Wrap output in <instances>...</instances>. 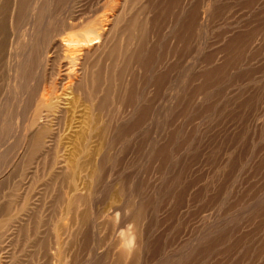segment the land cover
Wrapping results in <instances>:
<instances>
[{"label":"rangeland","instance_id":"374dc122","mask_svg":"<svg viewBox=\"0 0 264 264\" xmlns=\"http://www.w3.org/2000/svg\"><path fill=\"white\" fill-rule=\"evenodd\" d=\"M263 147L264 0H0V264H264Z\"/></svg>","mask_w":264,"mask_h":264},{"label":"bare ground","instance_id":"6f19581e","mask_svg":"<svg viewBox=\"0 0 264 264\" xmlns=\"http://www.w3.org/2000/svg\"><path fill=\"white\" fill-rule=\"evenodd\" d=\"M16 4V3H15ZM110 20V19H109ZM109 20H107V21H109ZM69 25L71 26V27H76V26H78V24L76 23V22H70L69 23ZM92 26H90L89 28H87L88 30H86V31H84V32H82V33H80V34H78V36L79 37H75V38H73V36H72V38L70 37V39L68 38V39H65V40H63V41H60L61 43V45L63 44V46L65 47V49H64V47H63V54H60V55H63V57H65V58H71V54H69V55H67V53H65V52H67V51H70L71 52V50L72 49H75V48H78V47H81L83 44H88V46H92V45H94V49H97V48H99V47H101V46H104L105 45V36H106V28H104L103 27V24H102V22L100 21V20H96L95 22H94V24H91ZM71 27H69L70 29H71ZM110 28V27H109ZM108 31V30H107ZM6 40V39H5ZM10 43V42H9ZM69 53V52H68ZM59 55V56H60ZM63 57H61L62 58V60H63ZM68 58V59H69ZM58 59H60V58H58ZM73 59H75V58H73ZM61 60V59H60ZM69 61V60H68ZM67 61V62H68ZM87 64H89V62L86 60L85 61ZM69 64V63H68ZM94 67L96 66V63H94V64H92ZM66 66V65H65ZM82 66H84L85 67V63L83 62V64H82ZM63 67V66H62ZM58 70V69H57ZM59 71V70H58ZM61 74H59V76H60ZM58 76V77H59ZM60 77H62V76H60ZM93 77L94 78H96L97 79V81L99 80V75H98V73L97 72H94V74L91 76V80H92V82L93 83H95V81H93ZM74 79V78H73ZM58 80V79H57ZM63 80H64V78H63ZM58 81H60V79L58 80ZM68 82V81H67ZM62 84V83H61ZM73 84V83H72ZM81 86V85H80ZM77 87H78V85H77ZM82 88V87H81ZM52 89V88H51ZM91 91V90H90ZM56 93V92H55ZM106 96H107V94H106ZM40 97V96H39ZM41 98H42V100H43V106H45V113L43 114V115H41L42 117H44V120H46V118H55L59 113H61L60 111H61V107H59L58 106V104L57 105H55L53 102H52V100H53V97H51V94L48 92V91H46V92H43L42 93V95H41ZM55 100V99H54ZM106 100V99H105ZM40 103V102H39ZM41 108H44V107H41ZM39 110H41V109H39ZM40 112V111H39ZM43 113V112H42ZM37 114H38V112H37ZM37 116V115H36ZM36 116H35V118H36ZM40 116V117H41ZM38 118V117H37ZM37 125V124H36ZM39 128V127H38ZM44 129V128H43ZM44 130H46V129H44ZM39 131V130H38ZM46 132V131H45ZM45 132L43 131L42 132V130L40 131V134L38 133V135H40V137H37V141H39L40 143L42 142V138H43V136H45L44 134H45ZM53 132V131H52ZM47 133V132H46ZM50 133V132H49ZM48 133V134H49ZM36 135V134H35ZM32 137H35L36 138V136H32ZM84 137V136H83ZM87 137V136H86ZM45 139V138H44ZM85 139H89L88 137L87 138H85ZM32 140H33V138H32ZM47 140V139H46ZM50 140H51V138H50ZM33 142V141H32ZM84 142H85V140H84ZM49 143V142H48ZM47 144V143H46ZM82 144V143H81ZM37 146V145H36ZM83 147V146H82ZM264 148V147H263ZM82 150V149H81ZM85 151V150H84ZM260 152V151H259ZM86 154H87V152H86ZM61 163V162H60ZM11 199V198H10ZM75 201H73V200H69L68 202H67V208H68V211H71V212H73V211H75ZM11 208V207H10ZM2 210V209H1ZM7 210L8 211H10L9 209H8V207H7ZM12 212V211H11ZM27 212V211H26ZM16 214V213H15ZM3 215V216H2ZM2 215H0V216H2L3 217V219L1 218V220H0V230H6V228L10 231V234L12 233V231H13V233L15 232L14 231V229L16 230L17 228H15V226L16 225H13L14 223H15V220H16V218H17V216L16 215H14V214H10V212H7V213H5V214H2ZM10 222H11V224H10ZM20 222H21V218H17V221H16V223H18V224H20ZM17 227H18V225H17ZM61 228L62 227H57L56 229V238H55V240L53 241V247L51 248V246L50 247H47V245H46V242H44V241H40V253H41V255L43 256V258H44V263L45 264H60L61 262H60V255H61V253H62V251H63V242H62V238H60V232H61ZM4 230V231H5ZM7 231H5V233H6ZM4 233V232H3ZM4 233V234H5ZM6 236V235H5ZM54 236V237H55ZM9 237V236H8ZM12 237V236H11ZM9 239V238H8ZM12 240V239H11ZM8 241V240H7ZM48 242V241H47ZM49 244V243H48ZM4 246V245H3ZM126 247V246H125ZM123 252H125V251H123ZM263 254V253H262ZM261 257V256H260ZM261 259V258H260ZM263 259V258H262ZM41 260V259H40ZM1 261V260H0ZM5 262V261H4ZM255 263H256V261H255Z\"/></svg>","mask_w":264,"mask_h":264}]
</instances>
